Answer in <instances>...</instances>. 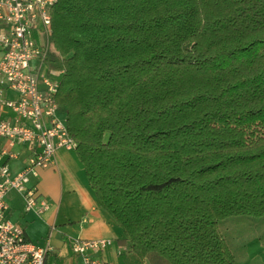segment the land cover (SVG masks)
<instances>
[{"label": "trees", "instance_id": "obj_1", "mask_svg": "<svg viewBox=\"0 0 264 264\" xmlns=\"http://www.w3.org/2000/svg\"><path fill=\"white\" fill-rule=\"evenodd\" d=\"M50 19L72 152L129 250L246 262L221 223H264V0H57Z\"/></svg>", "mask_w": 264, "mask_h": 264}, {"label": "built area", "instance_id": "obj_2", "mask_svg": "<svg viewBox=\"0 0 264 264\" xmlns=\"http://www.w3.org/2000/svg\"><path fill=\"white\" fill-rule=\"evenodd\" d=\"M57 0H0V264H44L51 250L28 241L24 230L7 216V198L14 193L24 212L37 215L48 209L38 197L32 178L54 162L57 150L73 151L76 143L67 131L55 96L63 73L49 66L50 10ZM14 93L10 96L9 93ZM15 144L26 145L29 155L17 173L9 161L16 158ZM109 239H72L70 250L82 264H108ZM121 249L116 250L120 254ZM101 253L100 257L95 254Z\"/></svg>", "mask_w": 264, "mask_h": 264}, {"label": "crops", "instance_id": "obj_3", "mask_svg": "<svg viewBox=\"0 0 264 264\" xmlns=\"http://www.w3.org/2000/svg\"><path fill=\"white\" fill-rule=\"evenodd\" d=\"M9 95L14 96V93ZM3 146L5 141L0 139V147ZM12 151L17 156L8 162L9 168L11 173H17L26 164L29 149L26 145L15 144ZM31 183L36 185L38 197L47 202L48 209L40 215L24 212L20 196L11 193L7 198V216L24 230L31 243L43 246L49 241L51 250L44 264H82L80 257L70 250L72 239L111 240L104 251L108 264H149L129 250L121 228L99 207L72 151L57 150L54 162L38 169ZM118 249L122 250L120 254H116ZM95 256L103 255L97 253ZM251 259L247 255V260Z\"/></svg>", "mask_w": 264, "mask_h": 264}, {"label": "rangeland", "instance_id": "obj_4", "mask_svg": "<svg viewBox=\"0 0 264 264\" xmlns=\"http://www.w3.org/2000/svg\"><path fill=\"white\" fill-rule=\"evenodd\" d=\"M259 221V222H258ZM224 225L227 241L231 244L232 248L236 247L234 250L236 254L242 253L243 244L247 242L246 246V255L251 258L255 257L254 264H264V248L260 245V241L253 238L249 241L245 239L250 238L251 236L259 237L264 242V223L257 219L251 218H238L231 219L227 222L221 223V227ZM247 260L244 264H249Z\"/></svg>", "mask_w": 264, "mask_h": 264}]
</instances>
